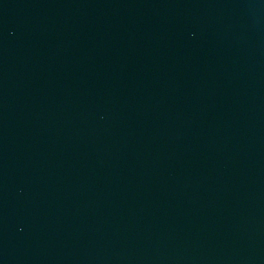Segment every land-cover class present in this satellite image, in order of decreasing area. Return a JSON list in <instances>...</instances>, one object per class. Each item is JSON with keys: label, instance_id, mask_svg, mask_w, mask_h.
<instances>
[{"label": "water", "instance_id": "obj_1", "mask_svg": "<svg viewBox=\"0 0 264 264\" xmlns=\"http://www.w3.org/2000/svg\"><path fill=\"white\" fill-rule=\"evenodd\" d=\"M0 264H264V0H0Z\"/></svg>", "mask_w": 264, "mask_h": 264}]
</instances>
